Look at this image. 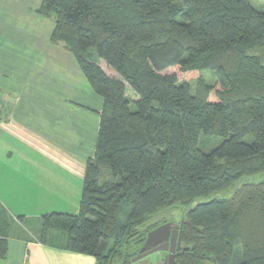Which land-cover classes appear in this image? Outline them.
Masks as SVG:
<instances>
[{
	"label": "trees",
	"instance_id": "obj_1",
	"mask_svg": "<svg viewBox=\"0 0 264 264\" xmlns=\"http://www.w3.org/2000/svg\"><path fill=\"white\" fill-rule=\"evenodd\" d=\"M38 13L104 100L79 213L42 217L41 242L66 233L71 252L132 264L178 211L175 264H264V180L236 188L264 175V11L251 0H43ZM10 111L0 99V122ZM202 138L220 141L207 152ZM7 250L0 239V259Z\"/></svg>",
	"mask_w": 264,
	"mask_h": 264
},
{
	"label": "crops",
	"instance_id": "obj_2",
	"mask_svg": "<svg viewBox=\"0 0 264 264\" xmlns=\"http://www.w3.org/2000/svg\"><path fill=\"white\" fill-rule=\"evenodd\" d=\"M42 3L0 0V99L11 105L0 122V213L10 226L0 264H99L67 250L66 233L40 240L42 217L79 213L104 108L74 55L51 42Z\"/></svg>",
	"mask_w": 264,
	"mask_h": 264
},
{
	"label": "rangeland",
	"instance_id": "obj_3",
	"mask_svg": "<svg viewBox=\"0 0 264 264\" xmlns=\"http://www.w3.org/2000/svg\"><path fill=\"white\" fill-rule=\"evenodd\" d=\"M251 2H252L253 6L255 8L264 11V0H251ZM251 53L254 54V55H257V56H261L263 54L261 48H259V47L255 48V49H252L250 54ZM262 60H263V63H264V56L262 57ZM103 68H105V70L108 71V73L110 75H114V72L109 70V68H107L106 65H103ZM165 73H169V74L170 73H174V69H169ZM206 80H207L208 83H212V81H213L209 74L206 76ZM126 95H127V97H129L132 100H135L137 98L136 95L134 94V92L131 91L130 89H127V94ZM131 108L134 110V106H131ZM218 140L220 141V139H217V138H215V139L202 138L201 142H200V145H201V147H202V149L204 151L210 152L217 145ZM0 151H1V148H0ZM263 180H264V175H259L256 178L251 179V180H248V179L246 180L245 179V180L241 181L236 186V188H238L239 185H242L243 183H247V182L257 183V182H261ZM225 196L229 197L230 194L226 193ZM225 196H223V197H225ZM182 219H183V214H180V212H178V211H174V212L171 211V212H168L166 214V217L164 218L165 223L162 224L161 226H163L165 224H168V223H171L174 226H178V230H180V222H181ZM179 251H181V247H180V249L178 248V252ZM167 259H168V253L159 252V253H155V254L147 256L146 258L141 260V262L140 261H137V262H132L131 261V262H132V264L133 263L134 264H165V261Z\"/></svg>",
	"mask_w": 264,
	"mask_h": 264
},
{
	"label": "water",
	"instance_id": "obj_4",
	"mask_svg": "<svg viewBox=\"0 0 264 264\" xmlns=\"http://www.w3.org/2000/svg\"><path fill=\"white\" fill-rule=\"evenodd\" d=\"M178 235V226L171 223L150 232L140 254L132 262L141 261L149 255L164 252L168 253L165 264H175Z\"/></svg>",
	"mask_w": 264,
	"mask_h": 264
}]
</instances>
